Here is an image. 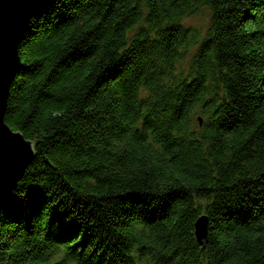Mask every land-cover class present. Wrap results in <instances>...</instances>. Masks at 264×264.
<instances>
[{
    "label": "trees",
    "instance_id": "obj_1",
    "mask_svg": "<svg viewBox=\"0 0 264 264\" xmlns=\"http://www.w3.org/2000/svg\"><path fill=\"white\" fill-rule=\"evenodd\" d=\"M19 57L0 264H264V0H51Z\"/></svg>",
    "mask_w": 264,
    "mask_h": 264
},
{
    "label": "water",
    "instance_id": "obj_2",
    "mask_svg": "<svg viewBox=\"0 0 264 264\" xmlns=\"http://www.w3.org/2000/svg\"><path fill=\"white\" fill-rule=\"evenodd\" d=\"M51 0H0V196L5 201L15 190L34 158V144L5 123L10 88L22 67L20 45L31 20ZM196 236L205 237L206 224L198 220Z\"/></svg>",
    "mask_w": 264,
    "mask_h": 264
},
{
    "label": "rangeland",
    "instance_id": "obj_3",
    "mask_svg": "<svg viewBox=\"0 0 264 264\" xmlns=\"http://www.w3.org/2000/svg\"><path fill=\"white\" fill-rule=\"evenodd\" d=\"M208 19H209V15L207 13V10L202 9L201 11H199L197 14L193 15L192 17L185 19L183 23L186 27H190L191 29L200 30L203 34L208 27ZM187 66H188V62L180 65V67L185 70L187 69Z\"/></svg>",
    "mask_w": 264,
    "mask_h": 264
},
{
    "label": "snow or ice",
    "instance_id": "obj_4",
    "mask_svg": "<svg viewBox=\"0 0 264 264\" xmlns=\"http://www.w3.org/2000/svg\"><path fill=\"white\" fill-rule=\"evenodd\" d=\"M3 196H0V206H2Z\"/></svg>",
    "mask_w": 264,
    "mask_h": 264
},
{
    "label": "bare ground",
    "instance_id": "obj_5",
    "mask_svg": "<svg viewBox=\"0 0 264 264\" xmlns=\"http://www.w3.org/2000/svg\"><path fill=\"white\" fill-rule=\"evenodd\" d=\"M46 6V5H45Z\"/></svg>",
    "mask_w": 264,
    "mask_h": 264
}]
</instances>
